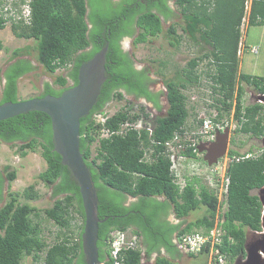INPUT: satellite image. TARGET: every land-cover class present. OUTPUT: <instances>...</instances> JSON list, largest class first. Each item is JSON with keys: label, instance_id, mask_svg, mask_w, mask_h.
Segmentation results:
<instances>
[{"label": "trees", "instance_id": "obj_1", "mask_svg": "<svg viewBox=\"0 0 264 264\" xmlns=\"http://www.w3.org/2000/svg\"><path fill=\"white\" fill-rule=\"evenodd\" d=\"M174 3L182 15L183 34L202 48L207 46L208 50L188 60L183 69L164 81L165 90L161 92L165 94L166 112L153 118L149 117L143 103L135 109L132 101L126 98H144L153 108H161L158 94L147 88L152 81L149 69H136L134 54L122 51L119 41L123 36L133 35L136 27L133 44L160 34L162 19L172 15L166 0H31L30 23L11 24L15 36L32 38L36 42V60L48 72L66 69V73L57 75L52 83L45 81L38 97L59 96L75 85L79 66L107 43L106 78L92 109L80 118L79 127L80 152L91 172L98 198V217L103 220L98 224L100 262L111 264L109 239L115 229H130L139 237V248L124 251L125 264H140L143 255L150 258L153 253H157L155 264H179L174 259L180 257L181 252L173 235L198 229L206 232L214 225L217 198L196 177L188 178L179 190L172 180L170 161L163 153L164 143L186 125L189 111L184 90L200 83L196 68L204 58L208 57L207 65L214 69L208 73L212 97L218 104L213 105L220 110L221 107L229 108L234 102L238 131L256 137L264 135V104L258 101L244 104L242 99L244 85L259 94L264 92V75H251L239 69L240 26L245 0H174ZM262 23L264 0H252L248 24ZM4 26L0 18V29ZM165 36L173 47H178L182 39L173 23L166 28ZM29 53L23 47L11 50L2 73L5 82L0 104L19 100L18 79L35 68L27 58ZM121 99H125L126 105L107 117L104 124L95 120L94 115L102 112L108 102ZM138 120L142 122L139 129L128 128L122 133L101 136L103 127L117 131L122 123ZM149 125L151 132L146 128ZM0 141L15 145L17 154L22 157L40 148L46 168L38 178L51 188L52 196L57 197L52 206L41 211L65 230L62 238L46 245L38 223L33 221L40 210L28 203L38 192L33 184L21 192L11 191L10 183L16 178V170L8 164L3 165L0 168V202L5 180L8 185L0 206V264H21L26 256H31V264H85L81 242L84 213L79 187L54 149L50 117L41 111H29L0 120ZM94 142H97L96 154L92 156ZM145 150H151L148 160L144 158ZM186 153L193 155L191 149ZM240 154L235 149L227 152L230 157ZM227 175V204L222 214L224 234L219 246L226 255V264L238 256H245L248 228L262 230V205L252 190L264 184V147L257 154L232 160ZM21 197L26 201L20 202ZM201 206L205 208L201 217L183 223L182 218ZM73 213L81 219L76 237L71 229ZM171 213L180 221L170 222L167 217ZM162 249L170 258L159 255ZM207 250L205 247L189 255L207 257ZM199 264L208 263L205 260Z\"/></svg>", "mask_w": 264, "mask_h": 264}, {"label": "rangeland", "instance_id": "obj_2", "mask_svg": "<svg viewBox=\"0 0 264 264\" xmlns=\"http://www.w3.org/2000/svg\"><path fill=\"white\" fill-rule=\"evenodd\" d=\"M179 12V9H176ZM176 22V23H175ZM174 22L177 29V33L182 35V39L178 47H173L169 44L168 39L165 36V30L169 25V22L162 21L163 31L153 37H150L146 42L133 44L131 41H126V48H130L134 54V58L137 61V66L146 67L149 69L153 79L154 86L159 90H164V81L173 77L177 70L183 69L188 60L193 57L202 55L208 50L207 46L202 48L199 44L193 43L182 32V26L184 22L181 18L176 19ZM36 42L32 38L17 37L11 30V26L7 25L3 29H0V96L1 90L4 85L5 79L2 75L5 66L7 65L10 52L14 48H27L29 55L27 58L34 65V69L22 75L18 79V96L20 99H26L34 97L40 94L45 81L52 83L57 75L65 74L66 69L58 68L53 73L48 72L41 64L36 60ZM256 48L254 52L252 49ZM239 69L241 72L251 75H264V23L244 25L241 31L240 44H239ZM208 57L204 58L196 68L198 74H200V83L196 86H190L184 90L187 95V108L189 116L186 121V129L191 133L198 127V120L201 117H212L216 120H221L227 123L230 127V136L228 142L227 152L230 149L238 150L240 153L251 152V154H257L260 149L264 147L262 142V136H251L246 133L238 131L237 121L234 118V102L229 108H222L218 110V105L212 97L211 92V79L208 77V73L213 72L212 65H207ZM161 62H165V65H161ZM70 84V82H68ZM58 87V85H55ZM258 92L248 85H244L243 103L249 104L257 101ZM126 98L132 101L135 109L143 103L146 110L149 112V117L163 116L166 112L167 103L164 99L161 104V109H155L152 106L142 102V100H135L131 96ZM216 103V105H213ZM126 105L125 99L112 100L108 102L102 109V113L106 115H112L116 111L120 110ZM101 112V111H100ZM104 114V115H105ZM95 117V116H94ZM149 124L150 121H147ZM97 142H94L91 146L92 156L96 154ZM251 149V151L249 150ZM227 152L224 158L219 161L224 162L229 158ZM149 157V154L147 155ZM196 161L201 162V166H208L203 160V155L197 156ZM8 164L11 168L16 170V178L10 183L11 191L21 192L25 187L30 184L34 185L35 190L38 192V196L33 200H28V203L37 207L40 211L37 217H33V221L38 223L40 228V236L46 242V245H51L53 242L62 238V233L65 232L62 228H59L51 219L47 218L41 211L43 208L52 206L57 197L52 196V190L39 180L38 174L45 170L46 162L40 154V148L36 151H29L25 156L17 154L16 146L10 143L0 141V166ZM204 168V167H203ZM184 174H195L191 171L189 163L185 165ZM6 181V180H5ZM7 185L8 182L6 181ZM7 190V188H6ZM252 193L258 194L259 190L254 189ZM22 197L20 202H24ZM205 213L203 206L192 210L189 214L182 218L183 223L193 221L198 217H201ZM171 218V216H170ZM175 222L180 220L173 217ZM81 219L75 213H73L71 221V229L74 231V236L79 229ZM201 230V229H198ZM260 236V232L253 231L251 229L246 230V243H249ZM41 257L44 255V251L40 253ZM160 256H170L161 251ZM156 256L153 254L150 258L142 256L140 264H155ZM179 264H199L206 260V257L202 254L189 255L185 252H181V256L174 259ZM244 257L238 256L232 262L228 261V264H243ZM31 256H26L22 259L21 264H31Z\"/></svg>", "mask_w": 264, "mask_h": 264}, {"label": "water", "instance_id": "obj_3", "mask_svg": "<svg viewBox=\"0 0 264 264\" xmlns=\"http://www.w3.org/2000/svg\"><path fill=\"white\" fill-rule=\"evenodd\" d=\"M107 43L89 60L78 68L77 83L62 91L59 96L46 95L29 97L15 102L0 104V120L29 111H41L51 119L54 149L61 155V161L68 167L76 180L84 213L81 234L82 251L85 264H100L98 258V198L91 172L80 152V118L87 115L95 104L105 81V54ZM257 101L264 104V92L258 94ZM229 126L217 130L211 142H200L198 151L203 160L213 165L222 158L228 148ZM264 144V135H262ZM262 205L260 236L245 243L243 264H264V184L258 189ZM106 216L104 219H106Z\"/></svg>", "mask_w": 264, "mask_h": 264}, {"label": "built area", "instance_id": "obj_4", "mask_svg": "<svg viewBox=\"0 0 264 264\" xmlns=\"http://www.w3.org/2000/svg\"><path fill=\"white\" fill-rule=\"evenodd\" d=\"M31 0H0V18L3 19L4 24L11 25L12 23H30L31 16ZM252 0H245L244 15L241 20V27L249 21V12ZM259 19V18H258ZM254 52L256 48L252 49ZM105 112L96 113L95 120L104 124L107 117L110 115H104ZM198 122V121H197ZM227 126L224 121L214 120L212 117L199 118L198 127L195 131H189L186 127L181 131H175L171 139L164 143L163 153L168 157L170 161L169 170L172 174L173 182L178 186L179 190H182L186 185L187 179L196 177L199 182L204 185L213 195L217 198L218 207L214 218V225L208 230H195L190 232L181 233L174 238V242L180 252L186 254H195L201 252L205 247H208L206 251L208 264H226L227 258L224 253L219 249L222 243V236L224 230L222 224L224 221L223 212L226 209V195L229 185V177L227 175V167L232 160H240L245 157L252 156L250 152L241 153L239 156L234 155L229 158H225L224 162L217 161V163L208 166H201V162L196 161L197 156L202 155L198 151L197 145L200 142H211L215 139V133L217 130H223ZM142 127L141 120L136 123L126 121L120 125L117 131H110L103 127L101 136L107 137L110 134L122 133L128 128L139 129ZM151 132V126L146 127ZM230 128V127H229ZM191 149L193 155L186 153ZM151 151V150H149ZM148 150L144 152V158L150 159ZM224 156L222 157V159ZM189 163L191 171L195 174H184V167ZM204 167V168H203ZM109 258L111 264H125L124 251L129 249L139 248V237L130 231V229L120 230L115 229L110 233L109 239ZM100 264H108L100 262Z\"/></svg>", "mask_w": 264, "mask_h": 264}, {"label": "flooded vegetation", "instance_id": "obj_5", "mask_svg": "<svg viewBox=\"0 0 264 264\" xmlns=\"http://www.w3.org/2000/svg\"><path fill=\"white\" fill-rule=\"evenodd\" d=\"M113 1H117V0H113ZM166 3H167V5H168V7L172 10V15H171L170 18L162 19V21L169 22V25L171 24V22H173V20H174V22H175V20L178 19V18H181V20L183 21L181 13L176 11L177 7H176V5H175V3H174V0H166ZM175 23H176V22H175ZM169 25H168V27H169ZM136 34H137V27H136V32H135L133 35H131V36H123V37H122V39L119 41V46H120V48L122 49V51H124V52H128L129 54H132L130 48H129V47L126 48L125 43H126V41H128V40L131 41V42H133V40H134ZM5 67H6V66H5ZM134 67H135L136 69H141V68H143V67H139V66H137V61H136V59H135ZM4 69H5V68H4ZM150 78H152V81H151L150 83L147 84V88H148V90L151 91L153 94H158L157 99L159 100V103H160V105H161L162 102H163V100L165 99V94H164L163 92H161L162 90H159V89H157V88L154 86V84H153V83H154V79H153L151 73H150ZM164 90H165V88H164ZM164 90H163V91H164ZM140 100H142V102H144V103H146V104L152 106V103L147 102L144 98H140ZM165 100H166V99H165ZM152 107H153V106H152ZM160 109H161V108H160ZM1 167H2V166H0V168H1ZM6 188H7V183H6V181H4V184H3V193H2V194H3V199H2V201L0 202V206L3 204L4 199H5V196H6V191H7ZM128 201H129V200H127V202H128ZM127 202H126V203H127ZM170 216H171V218H170ZM173 217H174V215L171 213V214L168 215L167 219H168L170 222H172V223H176V222L173 220ZM130 231H131V230H130ZM175 236H176V234L173 235V238H175ZM162 251H164V250L162 249ZM153 254H154L155 256L157 255V253H153ZM153 254H152V255H153ZM152 255H151V256H152ZM144 257H146V255H144Z\"/></svg>", "mask_w": 264, "mask_h": 264}, {"label": "crops", "instance_id": "obj_6", "mask_svg": "<svg viewBox=\"0 0 264 264\" xmlns=\"http://www.w3.org/2000/svg\"><path fill=\"white\" fill-rule=\"evenodd\" d=\"M249 22V21H248ZM249 25L248 23L246 24V26ZM244 27V26H243ZM243 27L240 26V30L242 31ZM186 127V125H185ZM144 256V255H143ZM206 260H207V257H206ZM141 262V261H140Z\"/></svg>", "mask_w": 264, "mask_h": 264}, {"label": "clouds", "instance_id": "obj_7", "mask_svg": "<svg viewBox=\"0 0 264 264\" xmlns=\"http://www.w3.org/2000/svg\"><path fill=\"white\" fill-rule=\"evenodd\" d=\"M4 25L7 26L6 24H4ZM5 26H4V27H5ZM10 26H11V25H10ZM202 155H203V154H202ZM224 156H225V155H224Z\"/></svg>", "mask_w": 264, "mask_h": 264}, {"label": "bare ground", "instance_id": "obj_8", "mask_svg": "<svg viewBox=\"0 0 264 264\" xmlns=\"http://www.w3.org/2000/svg\"><path fill=\"white\" fill-rule=\"evenodd\" d=\"M143 255V254H142Z\"/></svg>", "mask_w": 264, "mask_h": 264}]
</instances>
